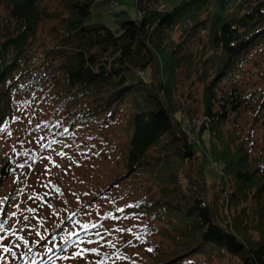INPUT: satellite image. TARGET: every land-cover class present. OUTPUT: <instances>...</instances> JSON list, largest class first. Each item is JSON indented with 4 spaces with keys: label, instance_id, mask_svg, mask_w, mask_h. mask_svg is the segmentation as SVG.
Segmentation results:
<instances>
[{
    "label": "trees",
    "instance_id": "obj_1",
    "mask_svg": "<svg viewBox=\"0 0 264 264\" xmlns=\"http://www.w3.org/2000/svg\"><path fill=\"white\" fill-rule=\"evenodd\" d=\"M46 1L0 0V129L13 121L23 85L44 72L67 107L91 100L100 113L130 103L125 168L150 177L161 196L123 212L163 223L159 244L142 238L151 264L192 257L210 264L228 256L264 264V159L252 155L241 132L226 128L255 100L235 80L251 53L264 49V0H184L165 12L158 11L161 0H134L137 18L116 17V30L99 20L97 0H57L61 11ZM118 1H109L116 2L113 15ZM46 21L56 22L55 44L41 47ZM188 81L202 87L201 113L189 104L192 94L176 100ZM263 110L264 101L258 114ZM202 120L208 138L202 136L200 150L184 128ZM213 160L227 178L208 169ZM12 169L11 161L0 168V193Z\"/></svg>",
    "mask_w": 264,
    "mask_h": 264
},
{
    "label": "rangeland",
    "instance_id": "obj_2",
    "mask_svg": "<svg viewBox=\"0 0 264 264\" xmlns=\"http://www.w3.org/2000/svg\"><path fill=\"white\" fill-rule=\"evenodd\" d=\"M109 1L97 0L94 9L95 13L99 15V20L113 30L117 29V24L114 22L116 17L137 18V7L134 0H119L114 12L116 15L110 13ZM161 1L172 9L184 0ZM45 4L51 11H61L62 9L57 0H47ZM55 24L54 21H46L40 25L38 37L41 47L55 44L50 34V30ZM41 52H43L42 48ZM242 67L243 70L238 73L235 80V86L241 87V89L248 88L249 91L247 90L246 94L255 93V100L242 112V115H233L226 124V128L241 132L252 155L261 156L264 159V110L258 114L260 104L264 101V49L256 48L248 60L242 64ZM42 68L40 67L36 73H40ZM44 75L45 72L40 79L33 78L27 88L23 85L22 91L15 97L17 102L15 117L6 125L0 136V168L7 161H11L15 170L2 186L0 193V201H4L0 205L3 208L0 218L8 216L12 212L17 213L15 217L8 220L5 226L6 232L14 226L19 229L27 223L33 229L31 234L27 229L23 232L17 231V234L24 235L31 241L36 239V230L42 233L44 229H47L49 233L57 231L61 221L66 222L67 217L72 216V219L79 221V224L101 225L98 231L105 235L104 243L107 244L108 240L115 243L114 248L100 247L96 243L81 245L84 248H99L101 253H107L109 258L106 264H151L150 258L144 252L145 243L137 240L136 236L159 244L162 238L156 233L163 223L152 222L153 220L151 221L146 216L116 212L117 208L125 210L129 205L144 204L158 200L161 196V189L150 177L134 176L125 168L129 141L127 122L131 104L125 102L114 105L100 113L95 112L91 100H86L78 106L67 107L68 103L66 104L67 101L59 95L54 81L48 77H42ZM231 88L225 87L226 91ZM188 94L193 96V102H189L192 109L201 113L203 111L201 85H192L190 81L184 82L177 93L176 100L180 96ZM25 102H28L27 106H25ZM179 117L177 115V118ZM44 122L48 124L46 130L33 131L37 124ZM188 126L186 128L190 132L189 140L195 147L202 150V136L207 139L208 134L201 136V127H196L193 130L191 124ZM66 129L67 131H65ZM40 136H46V140L37 143ZM49 141H62L63 145L55 143L51 148H42L41 145L47 144ZM24 150H30V155L34 153L36 159L30 161L31 167L26 164L25 168L21 170L17 165L25 163L28 158L18 156L17 152ZM60 151L65 152L66 156L58 155ZM54 164L59 167H55ZM210 171L219 179L223 175L227 178L226 171L220 165L217 170ZM27 172L30 173L28 178H25ZM115 182L117 184L110 187ZM56 188H59L60 192H56ZM21 189L22 192L19 191ZM211 195L210 192L209 197ZM29 196L34 198L29 199ZM36 196H43V199H35ZM223 196L225 201L228 195L223 193ZM10 197L9 203L5 205ZM17 204L19 209L15 207ZM85 205H93L88 209L90 214L73 216L74 212H78ZM28 208H33L36 211L29 213L27 212ZM109 212L115 218L102 219ZM224 214L231 223L230 212H225V208ZM25 215L29 217L27 222L24 221ZM79 224L74 227L71 223H67V230L81 231ZM117 228L125 230L131 228L132 232H115L114 230ZM92 231L95 232L97 229ZM108 233L111 235H107ZM4 234L0 233V235ZM14 239V236L8 235L3 244L10 246V241ZM127 241H132L135 246L127 244ZM76 250V248H71L68 250L69 254L65 255L71 256ZM14 251L17 252L16 257L0 250V257L3 258L0 260V264H25L24 260L20 258V253L24 251L23 246L21 249H14ZM123 257H127V259ZM36 259L39 261L40 257L36 256ZM97 259L100 257L90 254L86 258L77 257L67 260L55 258L53 260L55 264H88V261ZM196 261L206 264L201 257H192L181 264ZM210 264H241V261L236 257L228 256L221 261L215 259Z\"/></svg>",
    "mask_w": 264,
    "mask_h": 264
},
{
    "label": "snow or ice",
    "instance_id": "obj_3",
    "mask_svg": "<svg viewBox=\"0 0 264 264\" xmlns=\"http://www.w3.org/2000/svg\"><path fill=\"white\" fill-rule=\"evenodd\" d=\"M28 102H25V106H27ZM29 123H31V120H29ZM48 128L47 122H44L42 124H37L36 128L33 129L34 132H39L42 130H46ZM0 131H3V129H0ZM67 131V129L65 130ZM63 135V133H61ZM46 140V136H40L37 140V143H41L42 141ZM22 143V141H21ZM55 143H61L63 145V142H57V141H49L47 144H42V148L48 149L51 148L53 144ZM18 156L27 157L28 160L25 161V163H20L17 165L18 168L21 170L25 168L26 164L31 167L30 161H33L36 159V155L33 153L30 155V150H24L22 152H17ZM58 155L61 157H65L66 153L63 151L58 152ZM42 156V154H41ZM51 159L50 157H48ZM71 159V157H68ZM55 167H59V165H55ZM12 171H15L12 169ZM23 174V173H21ZM17 176V180H18ZM22 192L23 190H19ZM56 192H60L59 188L55 189ZM33 196H29V199H33ZM35 199H43V196H36ZM4 201H0V205H2ZM139 205H129L128 207H138ZM17 209H19V205H15ZM51 207V205H49ZM93 205H85L83 206L78 212H74L73 216L78 214H84L88 215L90 212L88 209L92 208ZM36 210L33 208H28L27 212L34 213ZM123 208H117L116 212H123ZM3 213V208L0 207V214ZM17 215L16 212H12L8 214V216L0 218V233H5L4 235H0V250H2L4 253H10L13 257L17 256V252L14 251V249H21L23 246L24 251L20 253V258L24 260L25 264H37L36 256L40 257V264H55V261L53 260L52 253H56V258L61 260H67V259H75L77 257L80 258H86L87 255H95L97 257H100V259H97L96 261H88V264H106L107 259L109 258L107 253H101L99 248H84L81 247L82 244H99L100 247H112L114 248L116 245L112 240H108L107 244L104 243L105 235H102L98 229L101 227L99 224L95 223H83L79 224V221H75L72 219V216L67 217V221H61V223L58 225V230L53 231L49 233L47 229H44L43 233L39 230H36L35 235L36 239H33L30 241L29 238H26L24 235H18L17 231L23 232L24 230H28L31 234V231L33 230L30 226L25 223V225L21 226L19 229H17L15 226L8 230L6 232L5 226L8 223V220L12 217H15ZM109 218H115L113 217V214L111 212L107 213L102 219H109ZM127 218V217H124ZM29 220V217L27 215L24 216V221L27 222ZM42 223V222H40ZM67 223H71L74 227L79 224V227L81 231H68L67 230ZM93 229H97V231H92ZM115 232L123 233L125 231L131 233L132 229L129 228L127 230L117 228L114 230ZM8 235L14 236L15 239L10 241V246L4 245L3 241L7 239ZM107 235H111V233H108ZM94 237V238H93ZM137 240L142 241L141 236H136ZM129 245L135 246L132 241L126 242ZM76 248L77 250L69 255H63L64 253H67L69 249ZM42 250V252H41ZM148 251H152L151 248L148 249ZM35 253V255H33ZM47 255V261L44 260V256ZM119 258V257H118ZM124 259H127V257H123ZM3 258L0 257V260Z\"/></svg>",
    "mask_w": 264,
    "mask_h": 264
},
{
    "label": "built area",
    "instance_id": "obj_4",
    "mask_svg": "<svg viewBox=\"0 0 264 264\" xmlns=\"http://www.w3.org/2000/svg\"><path fill=\"white\" fill-rule=\"evenodd\" d=\"M114 6H116V2H112V3H111V10L114 8ZM166 7H167L166 5L161 4V5L158 7V11H159V12H164L165 9H166ZM139 15H142V13H140ZM154 28H155V27H154ZM204 121H205V120L199 121V122H198V125H197V128H200V127L202 128V126H203V124H204ZM188 127H189V126H188ZM184 132L187 134V136H189L190 132L187 130L186 127L184 128ZM218 167H219V165H218L217 163H215V162L213 163L212 161L209 162V166H208V169H209V170H214V171H215V170L218 169ZM223 176H224V175H223ZM223 176H222V178L225 179L226 177H225V176L223 177ZM224 193H227V195L230 193V184H229V183L226 184L225 192H224ZM227 204H228V202L226 203V206H227ZM226 211H228L227 208L225 209V212H226Z\"/></svg>",
    "mask_w": 264,
    "mask_h": 264
}]
</instances>
